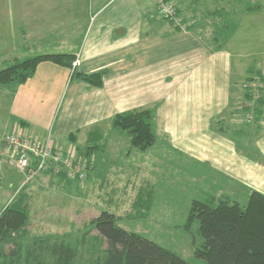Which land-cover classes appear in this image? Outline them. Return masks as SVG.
Wrapping results in <instances>:
<instances>
[{"label": "crops", "instance_id": "crops-1", "mask_svg": "<svg viewBox=\"0 0 264 264\" xmlns=\"http://www.w3.org/2000/svg\"><path fill=\"white\" fill-rule=\"evenodd\" d=\"M173 1L184 28L167 21L152 0H33L30 18L22 9L10 22L17 44L11 65L42 54L72 55L78 72L104 71L103 85L94 88L76 77L71 93L56 98L51 90L71 68L41 62L27 82H12L8 133L43 141L47 137L38 135L52 130L65 150H79L84 140L101 137L94 132H107L103 124L114 128L117 114L149 109L171 149L208 166L212 197L235 200L243 192L249 201L254 191L264 195V0L251 3L252 11L242 0ZM233 13L242 17L230 22L237 26L230 31L220 20ZM0 24L7 21L0 17ZM47 63L53 66H42ZM253 74L260 77L261 100L247 123L244 86ZM144 183L150 194L151 180Z\"/></svg>", "mask_w": 264, "mask_h": 264}, {"label": "rangeland", "instance_id": "rangeland-1", "mask_svg": "<svg viewBox=\"0 0 264 264\" xmlns=\"http://www.w3.org/2000/svg\"><path fill=\"white\" fill-rule=\"evenodd\" d=\"M12 1L13 4L8 8L10 1L0 0V17L7 21L5 27L0 26V70L9 67L17 56L14 28L10 22L22 9L24 15L30 18L28 12L32 8L33 0H23L22 6L19 5V0ZM254 1L242 0L241 6L242 8L250 6ZM220 12L226 14L229 11L226 8ZM241 17L242 15L235 17L233 13L232 18L225 20L223 18L220 20L221 23L220 21L217 23L226 26L229 24L231 31L237 27L236 24ZM234 19L237 20L236 24L230 27V22ZM35 27L34 25L31 38L36 33ZM27 29L31 31L30 27ZM49 38L45 41L46 45L49 44ZM40 40L41 38L39 42ZM50 43H53L51 38ZM49 65L50 63H47L42 66ZM72 73V68H68V78L62 79L61 86L52 89L51 95L57 98L63 92L64 99L71 93L77 80ZM259 80L260 77L253 74L245 83V93L249 94H245V97L250 101L244 104L247 123L254 121L259 113L257 110L261 100L260 85L262 86ZM256 82H259L258 90ZM14 84L0 85V178L3 180L0 184V212L15 198L25 194L30 216L26 242L48 237L50 247L55 244L73 247L76 250V263L89 262L101 255L106 248V243L102 241L98 232L92 229L91 223L101 212L110 211L119 218L118 224L121 227L173 250L186 264H208L206 260L196 255V250L202 248L203 243L199 234V221L195 220L190 226L187 225L193 201L211 199L207 165L199 166V163L189 156L171 149L172 147L165 143L162 133L157 130V121L154 122L156 142L146 151L134 147L127 132L111 129L105 123L103 126L108 128L107 132L93 133L101 136V139H93L87 144L83 139V143H80L83 148L76 150L74 146L73 150L66 149L71 158H80L86 163L88 168L86 180H81L79 175L71 177L68 172L63 171L49 176L42 174L36 176L32 182L25 183L26 177L16 170L15 158L11 157L3 145L4 136L10 132L4 118L10 114ZM109 130L111 132H108ZM49 134L53 138L52 130L47 131L44 137L38 135V138L44 139ZM52 142L57 146L61 144L55 142L54 138ZM94 142L99 144L98 147ZM67 145L72 147L71 142ZM62 148L65 149L63 144ZM92 169L94 171L88 179ZM120 171L121 174L118 175ZM146 172L149 173V177L146 176ZM146 179L151 180L150 194L148 188L144 187ZM132 182H138V186ZM142 188V198L138 199L140 200L138 202L134 201L132 196L135 194L140 198L138 193ZM248 197L243 192H237L234 199L244 206ZM30 243L25 245L30 246ZM44 257V264H54L57 259V256L48 250L44 252Z\"/></svg>", "mask_w": 264, "mask_h": 264}, {"label": "trees", "instance_id": "trees-1", "mask_svg": "<svg viewBox=\"0 0 264 264\" xmlns=\"http://www.w3.org/2000/svg\"><path fill=\"white\" fill-rule=\"evenodd\" d=\"M254 8L250 5L249 11ZM74 60V56L67 54L26 58L0 70V85L27 82L44 61L73 68L72 75L91 87L100 88L103 85L104 71L90 75L80 73ZM112 123L115 129L127 132L132 145L142 151L156 142L153 113L149 109L119 113ZM24 195L15 198L0 212V264H44V252L47 250L57 256L54 264H79L75 262L76 250L69 245L55 244L50 247L48 237L26 242L30 216ZM195 220L199 221V234L203 239L202 248L196 250V255L208 264H264L262 193L254 191L244 206L228 197L216 199L211 196L205 201L194 200L187 225ZM118 222L119 218L110 211L101 212L92 221V229L98 232L106 248L101 255L83 264H186L173 250L126 230Z\"/></svg>", "mask_w": 264, "mask_h": 264}, {"label": "built area", "instance_id": "built-area-1", "mask_svg": "<svg viewBox=\"0 0 264 264\" xmlns=\"http://www.w3.org/2000/svg\"><path fill=\"white\" fill-rule=\"evenodd\" d=\"M152 1L167 21L173 26L184 28L182 16L173 0ZM259 82H256L257 90ZM3 145L11 157L15 158L14 166L26 177L25 183L42 174L50 175L63 171L68 172L71 177L79 175L81 180H86L88 176L86 163L82 162L80 158H71L65 149L54 145L51 134L45 140L40 141L30 139L21 132H11L4 136Z\"/></svg>", "mask_w": 264, "mask_h": 264}]
</instances>
